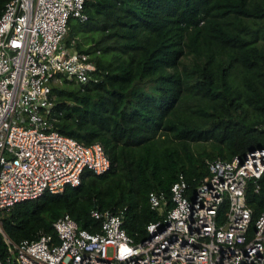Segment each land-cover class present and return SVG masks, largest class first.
<instances>
[{"label":"trees","instance_id":"trees-1","mask_svg":"<svg viewBox=\"0 0 264 264\" xmlns=\"http://www.w3.org/2000/svg\"><path fill=\"white\" fill-rule=\"evenodd\" d=\"M84 7L87 19L70 17L63 41L74 38L95 69L85 82L52 83L54 126L100 142L111 165L2 208L13 241L39 229L54 234L63 212L99 229L93 207L122 208V225L137 239L159 217L150 189L168 194L179 172L196 184L208 159L264 147V0H85ZM245 199L253 224L264 211V171L247 179ZM0 262L17 264L1 231Z\"/></svg>","mask_w":264,"mask_h":264},{"label":"built area","instance_id":"built-area-1","mask_svg":"<svg viewBox=\"0 0 264 264\" xmlns=\"http://www.w3.org/2000/svg\"><path fill=\"white\" fill-rule=\"evenodd\" d=\"M84 5L7 0L0 14V213L18 200L78 184L86 168L100 173L111 165L100 142L83 143L54 126L52 83L85 82L95 69L74 38L63 41L70 17L87 19ZM207 165L196 184L179 172L168 194L148 191L159 217L137 239L122 225V208H91L100 220L96 230L63 212L52 221L54 234L39 229L13 241L1 219L0 231L17 264H264V211L251 224L245 199L247 179L264 171V147Z\"/></svg>","mask_w":264,"mask_h":264},{"label":"rangeland","instance_id":"rangeland-1","mask_svg":"<svg viewBox=\"0 0 264 264\" xmlns=\"http://www.w3.org/2000/svg\"><path fill=\"white\" fill-rule=\"evenodd\" d=\"M110 252H111V248L108 247V248H107V253H110Z\"/></svg>","mask_w":264,"mask_h":264},{"label":"water","instance_id":"water-1","mask_svg":"<svg viewBox=\"0 0 264 264\" xmlns=\"http://www.w3.org/2000/svg\"><path fill=\"white\" fill-rule=\"evenodd\" d=\"M0 264H2V263L0 262Z\"/></svg>","mask_w":264,"mask_h":264}]
</instances>
